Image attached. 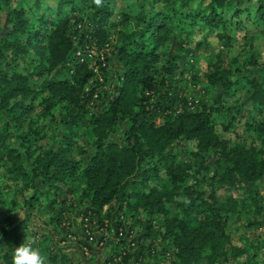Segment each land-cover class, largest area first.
<instances>
[{
  "label": "trees",
  "instance_id": "trees-1",
  "mask_svg": "<svg viewBox=\"0 0 264 264\" xmlns=\"http://www.w3.org/2000/svg\"><path fill=\"white\" fill-rule=\"evenodd\" d=\"M42 1L0 0V13L9 8L7 25L0 24V264H11L27 238L36 239L49 264H84L96 253L90 242L79 238L72 252L58 246L71 234L66 219L76 203L101 227L115 209L122 213L110 264H264L262 243L243 234L236 240L228 225L236 215L245 217L247 231L264 223L256 185L264 180V66L250 47L229 53V65L218 50L205 71L213 98L197 111L172 88L174 75L187 69L191 38L207 31L229 45L243 21L264 26V0H122L117 26L124 28L114 51L122 84L111 99L76 52L108 39L119 1L47 2L36 24L29 13ZM68 7L87 12L73 17L64 14ZM61 11L56 21L46 14ZM32 50L40 56L32 74L1 69L8 52L14 62ZM240 59L250 75L233 79ZM37 97L46 125H38L41 114L30 117ZM93 99L100 101L95 110ZM238 114L245 119L240 135L231 131ZM122 123L120 139L112 140ZM80 131L90 139L84 144ZM182 139L194 145L198 163L175 151ZM221 188L233 194L222 201ZM35 215L44 221L45 245Z\"/></svg>",
  "mask_w": 264,
  "mask_h": 264
},
{
  "label": "rangeland",
  "instance_id": "rangeland-1",
  "mask_svg": "<svg viewBox=\"0 0 264 264\" xmlns=\"http://www.w3.org/2000/svg\"><path fill=\"white\" fill-rule=\"evenodd\" d=\"M55 1L56 0H43L40 9L32 10L29 13V17L31 18V20L38 24L39 18L44 14L43 12L45 11L47 2L54 3ZM118 1V4L116 5V7H114L115 15L113 18H111V21L109 23V25H112L110 36L106 41L91 47L94 50V57L89 63L90 65L96 63V66H94L93 68L95 72L93 81L95 82V79H98V90L106 91L110 99L117 94V92L115 91V86L122 84V72L120 70V66L116 63L114 51L115 44L118 43L117 37L119 36V31L124 28L123 26H117V24L121 20L118 12L122 11L125 8V4L122 3V0ZM86 12L87 10H74L72 12L71 7H68L67 11L64 12V14L71 13L73 17H76ZM8 13L9 8L7 7L4 8V10L0 13V24L3 27L7 25L6 20ZM46 14L48 15L49 19H53V21H56L58 17L62 15V11L61 14H51L49 12H47ZM255 22L256 21H254L253 19H251L250 21H243L242 24L233 28V31L236 30L240 34L234 35L229 45H227L225 41H220L213 35L208 36L207 33L209 32L207 31L202 34H197L193 38H191L192 40L187 45V47L190 48V51L187 53V69L183 73H176L173 77V90H176L178 94L184 100H186L187 104L185 105L183 101H180V103H178L180 105V111L182 110V105L187 106V109L189 111H197L199 110V104L203 102L209 103L212 100L215 88L212 87L211 84L207 81L205 71H207L208 61L213 58L214 54L218 52V50L223 52V63L225 65H229L231 63V54L229 53H236L239 55V53L241 52H246V50L250 47L257 55L260 66H264V26L259 23L256 24ZM44 43L45 42H42V44ZM174 48L172 50H174ZM7 56V60L3 61L1 69H7L10 72L17 71L32 74V67L34 66L33 60L40 62V56H38L33 50L29 54H25L24 57L22 56L16 59L14 62H12L14 57H12L9 52ZM100 59L102 61L104 59L103 62L106 63V66L103 65V63L101 64V66L99 65ZM239 66L242 68V71H239L237 75L232 76L233 79L243 78L246 75H250V71L248 69L249 67L244 63V60L240 59ZM252 70L256 71L255 68H253ZM31 83L36 88L33 80L31 81ZM242 85L243 82L241 81L239 87ZM243 96V91H240L237 94L236 97L239 98V103H242L245 100ZM95 98H97V94L95 95ZM40 100V97L35 98V107L32 110L30 117H37L38 114H41L38 117V125H46L49 123V118L43 115V105L40 104ZM99 104L100 101H95L93 99L90 102L91 110H95ZM235 105L236 104L234 100L230 101V106ZM255 112L256 111L254 110L253 113ZM238 116V119L240 121L237 122V127L231 128V131L240 135L245 132V119H242L240 114H238ZM228 118L229 117H227L226 119ZM222 122L224 123V120H222ZM3 123L4 118H0V125ZM51 126V129L53 131L52 134L54 136V133L58 128L55 124H51ZM124 129L125 124L122 123L120 125L118 133L113 134L111 136V139H120ZM232 135L234 137L237 136L236 134ZM80 136L82 138V140H80V143L82 144L85 143V140H90L84 131H80ZM43 142H45V144H48L49 136H47V138ZM174 148L175 151L180 153V157H182L181 154H184V157L188 163H198L199 160H197L194 155L191 154V152L194 151V145L192 143L188 144L184 139H182L175 144ZM216 158L217 152L211 151L207 157L208 165L213 166ZM256 185L259 187V198L264 204V180L257 182ZM232 194L233 192H231L229 189L221 188L219 190V196L222 201H224L226 197ZM83 211L84 208L80 207L76 203L72 208V211L67 214L66 223L70 229L71 234L69 235V238L66 242H60L58 244L60 250L65 252L78 251V239L82 238L90 242L96 252L95 254L87 253L86 258H83L84 264H110L107 260L112 253L116 240L118 239L117 229L120 227L118 226V223L124 218L122 216V213L120 212V210L115 209L113 218L110 221L106 220V225L104 227H101L96 219H94V221L90 223L88 221V218L84 217ZM37 217L38 215H35L32 225H35L40 231L38 239L42 242L43 245H45L47 244V239L44 235H42L45 230L44 221L40 217ZM252 218H257L255 213H252ZM262 221L264 222V216L262 218ZM244 224L245 217H241L240 215H236L235 217L228 219V225L232 228L231 232L236 240H238L240 235L243 234L247 236L250 241L256 239L258 242L262 243V249L264 250V223L259 228H251L248 231L246 230V227H243ZM21 244L23 243H19V246ZM250 251H252V248H250ZM137 264H153V260L147 258L146 260L139 261ZM200 264H206V261H203Z\"/></svg>",
  "mask_w": 264,
  "mask_h": 264
},
{
  "label": "clouds",
  "instance_id": "clouds-1",
  "mask_svg": "<svg viewBox=\"0 0 264 264\" xmlns=\"http://www.w3.org/2000/svg\"><path fill=\"white\" fill-rule=\"evenodd\" d=\"M99 4L100 0H96ZM11 264H49L46 254L37 246L35 238H27L12 254Z\"/></svg>",
  "mask_w": 264,
  "mask_h": 264
},
{
  "label": "built area",
  "instance_id": "built-area-1",
  "mask_svg": "<svg viewBox=\"0 0 264 264\" xmlns=\"http://www.w3.org/2000/svg\"><path fill=\"white\" fill-rule=\"evenodd\" d=\"M94 50L92 49V48H88L87 50H85V51H81V50H78L77 52H76V57H77V59H78V61L79 62H84V61H86V62H91L92 61V58L94 57V52H93ZM103 61H104V59H103ZM101 59L99 60V62L102 64L103 63V65H105L106 63L105 62H103ZM105 61H106V59H105ZM92 68H94V66H96V63H93L92 65H90ZM106 66V65H105Z\"/></svg>",
  "mask_w": 264,
  "mask_h": 264
}]
</instances>
